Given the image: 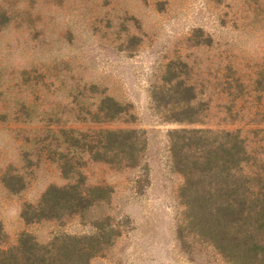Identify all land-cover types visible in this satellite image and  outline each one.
Returning a JSON list of instances; mask_svg holds the SVG:
<instances>
[{
	"label": "rangeland",
	"instance_id": "374dc122",
	"mask_svg": "<svg viewBox=\"0 0 264 264\" xmlns=\"http://www.w3.org/2000/svg\"><path fill=\"white\" fill-rule=\"evenodd\" d=\"M183 68L194 85L203 124L165 122L174 107L154 93L169 66ZM125 109L115 120L93 121L102 99ZM241 130L264 152V0H0V225L6 246L31 233L48 243L56 235L91 234L109 217L121 235L89 264H228L211 245L180 239L184 208L168 131ZM86 140L99 130H137L147 145L138 166L94 161L68 149L62 130ZM60 152L82 167L87 186L112 189L111 201L86 214L27 225L26 204L51 185H64ZM71 152V153H70ZM25 187L11 191L4 179ZM15 182V179L12 181Z\"/></svg>",
	"mask_w": 264,
	"mask_h": 264
},
{
	"label": "trees",
	"instance_id": "16d2710c",
	"mask_svg": "<svg viewBox=\"0 0 264 264\" xmlns=\"http://www.w3.org/2000/svg\"><path fill=\"white\" fill-rule=\"evenodd\" d=\"M185 74L183 68L170 65L163 80L172 93L157 92L153 98L161 107H174L172 114H163L165 122L203 124L205 115L196 114L194 85L186 84ZM124 111L119 102L106 96L93 121H112ZM62 134L68 149L87 151L94 161L129 168L138 166L147 145L144 134L134 129L99 130L89 141L74 129L62 130ZM168 137L173 167L185 179L179 191L184 208L180 239L191 236L206 242L228 264H264V152L253 150L241 130L183 127L169 130ZM59 160L64 177L76 180L51 185L37 204L24 205L21 216L27 225L70 216L84 218L92 208L111 201V188L86 185L76 158L60 152ZM4 182L13 192L25 187L16 176ZM92 226L91 234L61 233L45 244L24 231L15 244L6 246L7 235L0 225V264H89L121 235L120 226L108 216Z\"/></svg>",
	"mask_w": 264,
	"mask_h": 264
}]
</instances>
